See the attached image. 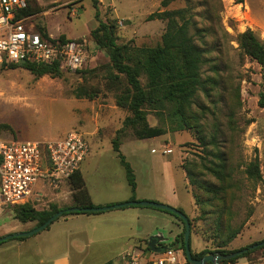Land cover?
<instances>
[{
	"label": "rangeland",
	"instance_id": "374dc122",
	"mask_svg": "<svg viewBox=\"0 0 264 264\" xmlns=\"http://www.w3.org/2000/svg\"><path fill=\"white\" fill-rule=\"evenodd\" d=\"M28 6L35 27L84 41L86 63L80 73L2 71L0 139H63L71 131L80 133L88 153L79 172L92 206L132 200L166 204L158 194H174L176 209L189 221L191 253L237 250L264 240V106L259 105L264 66L239 43L250 30L264 44V0H28ZM174 10H183L201 52V84L181 111L158 99L160 94L145 104V122L164 134L139 140L123 126L130 110L117 105L129 100L126 78L115 73L108 49L98 47L99 34L91 31L98 23L114 25L117 45L153 48L161 43L167 19L147 17ZM138 79L144 86L145 74ZM115 138L136 191L113 151ZM253 162L259 173L250 177L246 170ZM70 189L71 183L62 192L43 190L34 202L36 211L75 206ZM13 208L0 210V237L38 225L19 222ZM183 226L166 212L142 206L65 213L37 234L1 242L0 264H114L124 255L153 259L144 253L148 239L160 237L163 246L176 248ZM232 264H264V248Z\"/></svg>",
	"mask_w": 264,
	"mask_h": 264
},
{
	"label": "trees",
	"instance_id": "16d2710c",
	"mask_svg": "<svg viewBox=\"0 0 264 264\" xmlns=\"http://www.w3.org/2000/svg\"><path fill=\"white\" fill-rule=\"evenodd\" d=\"M29 15L28 0H26V8L21 11L19 17H29ZM153 18L167 19L165 31L161 37V43L153 48L134 47L129 44L117 45L115 42L114 25L108 26L98 23L97 28L91 31L92 36L96 33L99 34L97 39L98 47L108 49V59L115 73L123 75L126 78L131 94L128 97L129 100L118 101L117 105L130 110L132 116L124 121L123 126H129L132 129V133L139 140L156 138L164 134L161 128L151 127L145 122L143 112V106L145 104L155 102L157 100L155 96L160 94L158 99L172 102L174 105L176 104L177 110L181 111L183 106L189 102L197 87L201 84L199 73L201 52L194 45L188 33L187 21L183 19V10L153 13L147 17V20H152ZM36 28L42 36L47 37V32L41 26L36 24ZM58 38L61 41L68 39L63 36ZM239 43L247 56L261 67L264 66V44L256 38L252 31L246 30L243 32L239 37ZM12 67H21L35 76H42L44 74L58 75L59 72H65L60 70L56 63L53 65H44L25 62L22 65H11L8 68ZM78 72L80 73L82 70L74 73ZM141 73H144L147 78L144 86L138 79ZM86 97L91 99L94 95L87 94ZM259 105L264 106L262 98L259 101ZM112 148L124 167L131 191H134L135 182L132 171L129 164L124 161V157L119 152L117 138L112 140ZM246 173L250 177L258 176L259 170L257 163L253 162L249 164ZM70 183L75 206L93 207L80 172L77 171L71 175ZM10 207H14V218L19 222L37 221L38 225H41L54 213L61 210L54 208L48 211H36L33 202ZM170 215L180 220L176 216ZM183 232L184 226L178 247L170 246L175 249H180L184 255ZM175 241L177 242V240ZM252 245L237 250H228L219 247L212 251L203 250L199 253H191V256L193 259L200 260L205 254L217 253L228 255ZM260 248H264V246L257 247L256 249ZM254 250H249L236 258L223 261L221 264L235 263L237 259L247 256ZM146 251L148 250H144V252Z\"/></svg>",
	"mask_w": 264,
	"mask_h": 264
},
{
	"label": "built area",
	"instance_id": "2783aa9c",
	"mask_svg": "<svg viewBox=\"0 0 264 264\" xmlns=\"http://www.w3.org/2000/svg\"><path fill=\"white\" fill-rule=\"evenodd\" d=\"M25 8L26 0H0V75L9 66L25 62L56 63L67 73L82 70L86 43L42 36L30 17H19ZM87 153L81 134L72 131L63 139H0V210L34 203L43 190H58L78 171ZM146 252L153 259L124 255L114 264H189L180 249L165 246L159 253Z\"/></svg>",
	"mask_w": 264,
	"mask_h": 264
},
{
	"label": "water",
	"instance_id": "95a60500",
	"mask_svg": "<svg viewBox=\"0 0 264 264\" xmlns=\"http://www.w3.org/2000/svg\"><path fill=\"white\" fill-rule=\"evenodd\" d=\"M20 65H22V63H20ZM129 206L151 207L154 209H158L161 211L168 212V213L176 216L177 218H179L184 225V232H183L184 257L189 264H207V263L221 264L223 261H228L230 259L236 258V257L242 255L243 253L249 251V250H254L257 247L264 246V240H263L257 244H253L252 246H250L248 248H244L242 250L232 252L228 255H221V254H217V253L205 254L202 256V258L200 260L193 259L191 256L190 247H189L190 226H189L188 218L180 210H178L174 207H171L169 205L157 203V202H152V201H134V200L128 201V202H125L122 204H114V205H110V206H106V207H90V208H88V207L73 206V207L63 208V209L59 210L58 212L54 213L44 223L34 227L30 231L14 232V233L6 234V235L0 237V243L3 241L14 239V238H26V237H30L34 234H37L40 231L47 228L54 220H56L57 218H59L60 216H62L65 213H76V212L77 213H96V212L107 211V210L118 209V208L129 207ZM157 241H159L158 237L149 238L148 247L150 248L151 252L159 253L160 251H162L163 248L161 250L154 248V245L157 243Z\"/></svg>",
	"mask_w": 264,
	"mask_h": 264
},
{
	"label": "crops",
	"instance_id": "0c3cea01",
	"mask_svg": "<svg viewBox=\"0 0 264 264\" xmlns=\"http://www.w3.org/2000/svg\"><path fill=\"white\" fill-rule=\"evenodd\" d=\"M120 150V149H119ZM121 152V151H120ZM84 162V161H83ZM82 162V163H83ZM80 171V166H79V169H78V172ZM84 179V178H83ZM68 184H70V179L68 180V181H65V182H63L61 185H60V188L58 189V190H60V192H62L63 190H65V187H67L68 186ZM44 191H46V192H57V190H50V189H46V190H44ZM135 191H136V189H135ZM88 192V191H87ZM67 193L68 194H70L71 193V189L70 190H67ZM42 194V193H41ZM88 194H89V192H88ZM156 195V194H155ZM157 196V195H156ZM158 199L159 200H163V201H160V202H163V203H166V204H169V205H171V206H174L175 208H178V206H179V202H178V200H177V198L175 197V195L174 194H168V193H166V194H158ZM89 197H91L90 196V194H89ZM58 199V198H57Z\"/></svg>",
	"mask_w": 264,
	"mask_h": 264
},
{
	"label": "flooded vegetation",
	"instance_id": "af4514ba",
	"mask_svg": "<svg viewBox=\"0 0 264 264\" xmlns=\"http://www.w3.org/2000/svg\"><path fill=\"white\" fill-rule=\"evenodd\" d=\"M159 238V241H157V243L154 245V248H157V249H162L164 248L165 246L162 245V238L158 237ZM149 240V239H148ZM145 250H148L151 252L150 248L148 247V242H147V247Z\"/></svg>",
	"mask_w": 264,
	"mask_h": 264
}]
</instances>
